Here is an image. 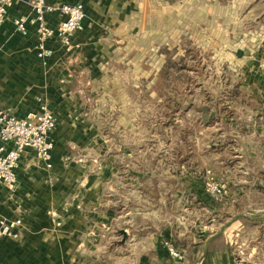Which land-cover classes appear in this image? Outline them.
Returning a JSON list of instances; mask_svg holds the SVG:
<instances>
[{
	"label": "crops",
	"instance_id": "0c3cea01",
	"mask_svg": "<svg viewBox=\"0 0 264 264\" xmlns=\"http://www.w3.org/2000/svg\"><path fill=\"white\" fill-rule=\"evenodd\" d=\"M64 1L82 2L85 11L83 29L72 36L69 52L54 36L46 43L51 56H37L35 28L30 25L24 34L15 25L17 16L30 14L27 3H17L0 25V110L24 117L38 110L42 100L56 121L49 134L51 168L28 148L16 168L17 185L0 184V218L22 220L17 237L0 239V264H238L232 234L222 227L210 233L180 229L164 210L170 208V196L156 195L154 185L150 191L155 170L150 151L140 148L141 112L133 94L139 84L134 79L146 76L151 82L159 68L141 71L134 67L141 52L122 50L135 30L147 28L142 33L147 41L161 34L163 47L150 59L183 58L195 47L211 59L231 61L222 83L228 107H236L241 92V107H249V97L255 112L247 116L245 132L239 118H228L229 158L243 160L247 194L264 195V76L259 66L264 0ZM237 2L247 7V19L237 21L231 14ZM158 5L164 21L157 24ZM136 12L143 19L133 20ZM61 19L58 12L45 15L52 28ZM124 60L130 67L121 70L124 80L117 81L115 100L109 101L102 97L109 91L103 77L113 62ZM213 117L208 111L199 115L207 122ZM141 178L148 179L142 189ZM167 242L183 252L182 260L168 254Z\"/></svg>",
	"mask_w": 264,
	"mask_h": 264
},
{
	"label": "rangeland",
	"instance_id": "374dc122",
	"mask_svg": "<svg viewBox=\"0 0 264 264\" xmlns=\"http://www.w3.org/2000/svg\"><path fill=\"white\" fill-rule=\"evenodd\" d=\"M248 1L256 3L258 0ZM157 8H160L156 12L158 24L164 21V12L162 5ZM234 11L231 14L237 21L247 19V7L243 2H237ZM132 19L141 20L143 14L136 12ZM159 29H156L157 33ZM147 30H135V37L128 38V48L123 47L122 52H141L134 62V67L141 71L152 66L159 68L151 82L146 76L134 79L139 84L133 94L139 100L141 112L140 148L150 151L155 170L149 176L150 191L154 185L156 195L166 192L170 196V208L167 206L164 210L173 215V222L180 229L210 233L222 227V231L232 234L238 264H264V195L247 194L243 160L229 158L226 138L228 118H239L240 131H247L246 119L250 112H255L254 107H250L255 102L247 97L249 109L241 107L242 98L239 97H243V93L239 92L236 93V107H228V95L222 83L226 78L223 70L231 61L224 58L211 59L193 47L183 58L164 60L157 55L150 59L151 52L157 54L163 47L160 46L162 41L158 40L161 34L147 41V35H144ZM127 62H113L112 70L103 77L109 87V91L102 94L105 99L115 100V85L123 79L121 70L130 67ZM204 107L214 113L208 122L199 118ZM212 161L222 162L213 167ZM144 179L147 178H141V189ZM214 183L223 185L220 194L208 190V184ZM240 185L245 187L239 188ZM130 190L127 187L125 192ZM161 208V205H155L157 211Z\"/></svg>",
	"mask_w": 264,
	"mask_h": 264
},
{
	"label": "built area",
	"instance_id": "2783aa9c",
	"mask_svg": "<svg viewBox=\"0 0 264 264\" xmlns=\"http://www.w3.org/2000/svg\"><path fill=\"white\" fill-rule=\"evenodd\" d=\"M24 2L30 6L29 15L23 14L15 18L18 31L26 34L29 26L35 28L37 34V56H51L52 50L46 47L47 41L56 37L65 52L72 48L71 38L83 29L85 11L82 2L68 3L64 0H0V25L3 24L9 11L17 3ZM58 12L62 15L56 28L50 27L46 20L47 13ZM260 71L264 76V55L260 60ZM56 124L53 113L47 104L40 100L39 108L24 117H18L11 111L0 110V184L13 188L18 183L16 168L22 152L31 148L36 158L46 168H51V150L53 142L49 137ZM11 145V147H10ZM211 193L220 194L223 185L208 184ZM22 224L20 218L10 220L0 218V239L2 237H17L18 228ZM168 254L176 259L183 258V252L171 243H165Z\"/></svg>",
	"mask_w": 264,
	"mask_h": 264
},
{
	"label": "water",
	"instance_id": "95a60500",
	"mask_svg": "<svg viewBox=\"0 0 264 264\" xmlns=\"http://www.w3.org/2000/svg\"><path fill=\"white\" fill-rule=\"evenodd\" d=\"M120 233L122 234V239L124 240L127 236V233L124 230L120 231Z\"/></svg>",
	"mask_w": 264,
	"mask_h": 264
},
{
	"label": "trees",
	"instance_id": "16d2710c",
	"mask_svg": "<svg viewBox=\"0 0 264 264\" xmlns=\"http://www.w3.org/2000/svg\"><path fill=\"white\" fill-rule=\"evenodd\" d=\"M202 111L204 112H206L207 111V107H204L203 109H202Z\"/></svg>",
	"mask_w": 264,
	"mask_h": 264
}]
</instances>
